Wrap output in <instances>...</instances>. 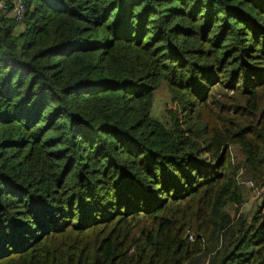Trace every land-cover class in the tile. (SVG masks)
Returning <instances> with one entry per match:
<instances>
[{
	"label": "trees",
	"instance_id": "1",
	"mask_svg": "<svg viewBox=\"0 0 264 264\" xmlns=\"http://www.w3.org/2000/svg\"><path fill=\"white\" fill-rule=\"evenodd\" d=\"M24 4L0 13V264H264V0Z\"/></svg>",
	"mask_w": 264,
	"mask_h": 264
},
{
	"label": "rangeland",
	"instance_id": "2",
	"mask_svg": "<svg viewBox=\"0 0 264 264\" xmlns=\"http://www.w3.org/2000/svg\"><path fill=\"white\" fill-rule=\"evenodd\" d=\"M153 111L152 115L154 118L162 121V123L168 122L170 120L169 116L174 112L175 108L173 107V103L171 100V95L169 92L168 86L163 83L160 88L154 94V102H153ZM233 157L237 156V152L232 151ZM239 157V156H238ZM241 158L239 157V160ZM245 183H241L243 189L245 190V206L249 208H254L255 211L258 208V204H261L262 200L259 197L260 189L251 188L248 186L249 181L244 180ZM248 182V183H247ZM264 190V189H263ZM252 211V212H253Z\"/></svg>",
	"mask_w": 264,
	"mask_h": 264
},
{
	"label": "built area",
	"instance_id": "3",
	"mask_svg": "<svg viewBox=\"0 0 264 264\" xmlns=\"http://www.w3.org/2000/svg\"><path fill=\"white\" fill-rule=\"evenodd\" d=\"M9 2L11 4H14V20L17 22L19 25L22 24V19L24 17L25 11H26V6L24 4V0H0V13H5L9 9ZM248 186L251 188H254L253 183L249 182ZM262 193L259 192V197L264 201V190H261Z\"/></svg>",
	"mask_w": 264,
	"mask_h": 264
}]
</instances>
